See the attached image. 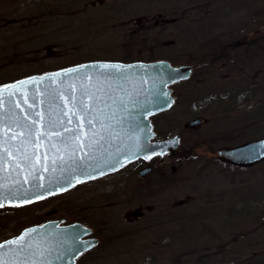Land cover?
Here are the masks:
<instances>
[{
	"label": "rangeland",
	"instance_id": "1",
	"mask_svg": "<svg viewBox=\"0 0 264 264\" xmlns=\"http://www.w3.org/2000/svg\"><path fill=\"white\" fill-rule=\"evenodd\" d=\"M208 58L171 86L174 104L150 117L152 140L180 137L174 157L139 158L4 205L0 242L44 214L94 230L88 237L99 243L74 264L264 262V159L237 166L216 153L264 138V0H0V87L89 61Z\"/></svg>",
	"mask_w": 264,
	"mask_h": 264
},
{
	"label": "water",
	"instance_id": "2",
	"mask_svg": "<svg viewBox=\"0 0 264 264\" xmlns=\"http://www.w3.org/2000/svg\"><path fill=\"white\" fill-rule=\"evenodd\" d=\"M103 65L108 67H102ZM199 66V64L175 66L167 60L145 63L144 61L127 63L89 61L1 85L0 100L3 104L0 105V145H2L0 146V191L4 193L3 205L19 204L25 192L32 201L41 199L37 198L38 196L45 198L68 190L80 182L114 173L128 162L139 158L148 161L154 156H160L161 159L165 155L169 158L174 157L180 146L179 136L152 140L155 138V132L150 117L168 110L174 104L175 97L172 96L171 85L189 79ZM82 86H86L91 91L102 87L118 100L123 99L127 105L126 109L117 110L113 106L107 112L109 122L114 126L118 136L114 133L112 137L101 141L103 148L95 152L94 159L85 162L83 169L77 168L75 173L59 170L52 172L45 171L43 166H38L36 174L44 178L34 179L29 175L31 169L24 164L21 153L25 149L29 154L39 152L41 165L47 163L51 168V160L55 154L63 155V152L58 153V149L52 147L59 137L46 134L43 137V147L40 148L36 145L41 142V138L35 134L32 136L34 143L31 145L21 144V139L26 140V137L16 140H9L8 137L12 136L13 131L20 132L23 126H31L33 133L59 131L62 136L72 135L64 132L63 127L57 129L49 127L47 121L49 118H56V113L61 109L69 111L72 103L79 105L83 100L85 104L92 105L93 101L82 94ZM113 111L117 113L114 118L111 116ZM60 118L67 122L68 117ZM200 121L201 119H195L189 121L187 125L196 126ZM17 122L21 127H17ZM65 126L71 129L82 127L81 135L84 137H92L93 131H102L99 124L95 129L90 130L84 120L76 117L72 118L71 124L65 123ZM87 142L88 140L84 139L76 143ZM9 152L13 155H9ZM216 153L226 163L250 166L264 159V138L233 148L219 149ZM45 155L49 156L47 161L43 159ZM76 159L82 160L83 153L77 152ZM17 164L21 167L17 168ZM150 170L151 166L148 165L138 174L145 176ZM66 176H70L71 183L64 179ZM25 180L28 182L25 183ZM40 185L43 187H39ZM12 194H15L17 199H13ZM61 222L63 220L58 219L41 225L28 226L18 236L0 244L17 239L26 231L35 229L36 231L32 232L27 240L34 245L37 242L50 244L53 249L49 255L51 264H74L79 256L94 248L99 240L88 237L92 230L85 223L61 225ZM32 259L33 257H29V264Z\"/></svg>",
	"mask_w": 264,
	"mask_h": 264
},
{
	"label": "snow or ice",
	"instance_id": "3",
	"mask_svg": "<svg viewBox=\"0 0 264 264\" xmlns=\"http://www.w3.org/2000/svg\"><path fill=\"white\" fill-rule=\"evenodd\" d=\"M102 67H108L107 65H103ZM115 67V66H113ZM83 87V95L88 96L89 99L93 101L92 105L85 104L83 100H81L80 104L72 103L71 115H69V111H65L61 109L60 112L56 113V118H49L47 121V125L53 129H57L59 127H63L64 132L71 133L69 136H62L59 131H53L51 133L45 132H36L33 133L31 126H23L21 127L19 122H17V127H21L20 132L13 131L12 136L8 137L9 140H16L20 137H26L27 139H21V144H33L32 136L35 134L36 136L41 138V142L36 145L37 148L43 147V137L47 134L49 136L55 135L59 137V140L52 144L53 148L58 149L59 152H63V155L55 154L54 158L51 160L52 167L49 168L47 163L41 165V156L39 152H33L29 154L25 149L21 155L23 156L24 164L30 167L29 175H31L34 179L39 178L43 179L44 177H38L36 174V169L38 166H43L45 171L56 172L59 170L60 172L69 171L70 173H75L77 168L83 169L85 162L88 160L95 158V152L99 151L103 148V144L101 141L107 140L109 137H112L113 134L118 136V133L115 132L114 126L109 122V117L107 112L109 109H112L113 106L117 110L126 109L127 105L123 101V99H117L111 96L105 89L97 88L96 91H91L86 86ZM52 100H55V97H52ZM111 101V103H109ZM3 104V101L0 100V105ZM102 105V107H101ZM67 107V106H65ZM116 111L111 113L112 118L116 116ZM39 115V114H37ZM60 117H68L67 122ZM76 117L77 119H82L89 126V129H95L97 124H99L100 129L102 131H93L92 137H84L81 135L83 132L82 127H78L77 129H71L65 126V123L71 124L72 118ZM103 117V118H102ZM35 123V122H34ZM11 128V125H9ZM98 137V139H97ZM87 139V143H79L76 142L79 140ZM2 146V145H0ZM63 146V147H60ZM20 151V149H17ZM77 152L83 153V159L77 161L76 155ZM9 155H13V153L9 152ZM45 161L49 159L48 155L43 157ZM17 168L21 167L20 164L16 165ZM71 183L70 176L64 177ZM28 181L25 180V183ZM79 182V181H77ZM39 187H43L40 185ZM13 195V199H17L15 194ZM4 193L0 191V207H3V198ZM37 198H43L42 196H38ZM32 198L27 195L25 192L23 194V199L19 204L15 206H23L24 204L31 203ZM36 231L32 229L30 231H26L17 239L8 240L3 244H0V264H29V257H33L31 260V264H51L49 260V255L52 252V247L50 244L37 242L35 245L28 242L27 238L31 236L32 232ZM11 254V258H10ZM23 257V260H21Z\"/></svg>",
	"mask_w": 264,
	"mask_h": 264
},
{
	"label": "flooded vegetation",
	"instance_id": "4",
	"mask_svg": "<svg viewBox=\"0 0 264 264\" xmlns=\"http://www.w3.org/2000/svg\"><path fill=\"white\" fill-rule=\"evenodd\" d=\"M209 62H208V60L207 61H203L202 63H194V64H199L200 66H206L207 64H208ZM183 64H188V63H183ZM194 64H188V65H194ZM199 66V67H200ZM174 102H175V99H174ZM155 157H159V156H154V157H152V158H155ZM169 158L167 157V156H164V158L163 159H161L160 157L158 158V160H159V164H165L166 162H167V160H168ZM146 166H148V164L146 165ZM146 166H143V168L144 167H146ZM150 166V165H149ZM173 168V167H172ZM141 169H139V171H140ZM53 210V209H52ZM52 210H50V211H52ZM50 211H48V212H46V214L48 215V213L50 212ZM54 212H55V209L53 210ZM52 214V213H51ZM46 215V216H47ZM48 220H51L50 218H49V216H48V219H46V220H44V221H41L39 224H42V223H44V222H46V221H48ZM131 220L132 219H130V220H128L129 222H131ZM92 231V234L94 233L93 231V229H91ZM99 240V239H98Z\"/></svg>",
	"mask_w": 264,
	"mask_h": 264
},
{
	"label": "trees",
	"instance_id": "5",
	"mask_svg": "<svg viewBox=\"0 0 264 264\" xmlns=\"http://www.w3.org/2000/svg\"><path fill=\"white\" fill-rule=\"evenodd\" d=\"M184 1H186V0H184ZM198 25H199V23H198ZM204 28L206 29L207 27H205V25H204ZM197 29H199L200 32H201L203 30V25H199V28H197ZM234 46H238V44L232 45L231 47H234ZM218 53H220V52L218 51ZM227 55H226V57H227ZM207 60H208L209 63L212 62V58H208V59H202L201 62H199V63H202L203 61H207ZM251 263H252V261L249 260V264H251ZM245 264H248V263H245ZM257 264H260V263H257ZM261 264H264V262H261Z\"/></svg>",
	"mask_w": 264,
	"mask_h": 264
},
{
	"label": "bare ground",
	"instance_id": "6",
	"mask_svg": "<svg viewBox=\"0 0 264 264\" xmlns=\"http://www.w3.org/2000/svg\"><path fill=\"white\" fill-rule=\"evenodd\" d=\"M39 218L41 219V221H44V220L48 219V217L44 219V214L43 215H40Z\"/></svg>",
	"mask_w": 264,
	"mask_h": 264
}]
</instances>
